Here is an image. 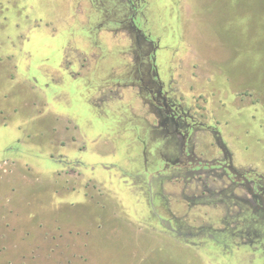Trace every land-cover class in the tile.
I'll return each instance as SVG.
<instances>
[{
    "label": "rangeland",
    "instance_id": "rangeland-1",
    "mask_svg": "<svg viewBox=\"0 0 264 264\" xmlns=\"http://www.w3.org/2000/svg\"><path fill=\"white\" fill-rule=\"evenodd\" d=\"M129 1L0 0V264H262L227 254L208 234L205 248L173 237L150 214L125 125L155 112L127 92L136 86L118 91L97 78L101 67L142 61ZM135 2L146 32L163 38L184 111L217 128L240 167L264 174V0ZM66 153L86 165L51 157ZM184 187L159 189L179 214L189 209ZM212 207L196 216L215 235L219 217L204 215Z\"/></svg>",
    "mask_w": 264,
    "mask_h": 264
},
{
    "label": "flooded vegetation",
    "instance_id": "flooded-vegetation-1",
    "mask_svg": "<svg viewBox=\"0 0 264 264\" xmlns=\"http://www.w3.org/2000/svg\"><path fill=\"white\" fill-rule=\"evenodd\" d=\"M129 2L132 15L127 22L137 30L142 61L138 66H127L129 72L126 74L112 73L110 77L97 78L105 81V87H115L118 91L136 86L135 92L129 90L128 93L140 102L151 103L155 112V115L134 114L127 122L128 131L136 136L134 155L140 156L142 165L141 172L135 175L142 177V172L147 175L144 182L149 195H142V198L146 199L150 214L173 237L199 240L200 247L205 248L207 244L202 241L208 234L216 247L224 248L227 254L230 255L231 250L238 252L243 249L242 253L248 254V260H254L257 254L258 261L264 264V254L260 255L261 251L264 252V174L257 172L254 166L240 167L221 132L184 111L182 103L173 96L172 80L164 71L161 55L167 47L162 45V36L154 38L146 32L143 22L146 14L139 7L142 5H137L135 0ZM140 38L148 43V49L143 48ZM167 50L170 57L171 51ZM123 60L119 59L122 63ZM209 132L212 134L207 138ZM157 135L162 136L161 140ZM134 159L129 167L134 164ZM173 181L185 186L183 192L188 193L182 194L189 199L187 214H179L172 200L169 204L162 201L167 198L159 193L160 187ZM125 182L126 178L124 184L127 185ZM208 205L213 206L210 208L212 212L205 211L204 215L213 213L211 216L219 217L220 221L213 230L215 235L209 233L212 224L204 216L199 221L196 216L201 207ZM137 207L132 201V209ZM167 208L169 212L163 213Z\"/></svg>",
    "mask_w": 264,
    "mask_h": 264
},
{
    "label": "crops",
    "instance_id": "crops-1",
    "mask_svg": "<svg viewBox=\"0 0 264 264\" xmlns=\"http://www.w3.org/2000/svg\"><path fill=\"white\" fill-rule=\"evenodd\" d=\"M120 44V47H124V46H126V45H124L122 42L121 43H118V44H116V45H119ZM87 69H89V68H87ZM87 69H85V71H84V73H86V71H87ZM95 69V68H94ZM101 69V71H100V73L99 72H97V73H99V75L102 77H104L105 75L106 76H108V75H110V74H112V73H115V74H126L127 72H129V69H125V70H119V69H121V68H118L117 70H115V71H110V70H104L103 72H102V69H103V67H101L100 68ZM102 81V80H101ZM128 92V91H127ZM57 120H59V118L57 117ZM127 122H129V118H128V116L126 117V123ZM57 123L58 122H56V123H51V130H55V128H56V131H57ZM125 126H127V128H128V124L127 125H125ZM124 126V127H125ZM54 127V128H53ZM53 128V129H52ZM126 128V130H128ZM125 130V129H124ZM130 131V130H129ZM52 132V131H51ZM56 133V132H55ZM55 133H53V134H55ZM60 141L61 142H63V144H67L68 142V140H62V139H60ZM51 157H52V159L53 160H55L56 162H60V164H62V165H64L65 164V160H66V157H69V162H73V164H80V165H86V163H85V161H81V160H78V159H73L70 155H68V153H66V154H60V155H55V154H51ZM72 164V165H73ZM61 165V166H62ZM71 165V166H72ZM240 251V252H239ZM243 252V249H240V250H238V253L240 254V253H242ZM243 254V256H246L247 257V260H248V254H244V253H242ZM240 259H241V257H239V259H238V261H240ZM231 261V260H230ZM247 264H249V263H247Z\"/></svg>",
    "mask_w": 264,
    "mask_h": 264
}]
</instances>
